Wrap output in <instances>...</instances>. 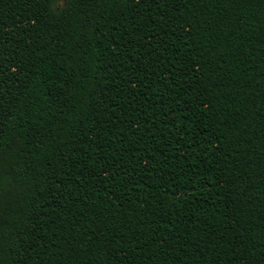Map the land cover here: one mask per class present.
Listing matches in <instances>:
<instances>
[{"label":"trees","instance_id":"16d2710c","mask_svg":"<svg viewBox=\"0 0 264 264\" xmlns=\"http://www.w3.org/2000/svg\"><path fill=\"white\" fill-rule=\"evenodd\" d=\"M0 264H264V0H0Z\"/></svg>","mask_w":264,"mask_h":264},{"label":"snow or ice","instance_id":"6c2138e0","mask_svg":"<svg viewBox=\"0 0 264 264\" xmlns=\"http://www.w3.org/2000/svg\"><path fill=\"white\" fill-rule=\"evenodd\" d=\"M57 3L59 4V3H62V0H57Z\"/></svg>","mask_w":264,"mask_h":264}]
</instances>
